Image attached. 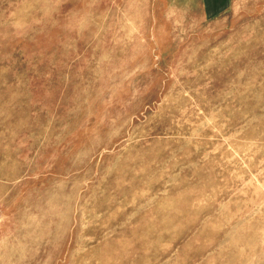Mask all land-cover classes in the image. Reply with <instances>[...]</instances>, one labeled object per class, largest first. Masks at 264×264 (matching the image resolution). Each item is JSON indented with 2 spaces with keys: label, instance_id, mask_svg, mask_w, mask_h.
Returning <instances> with one entry per match:
<instances>
[{
  "label": "rangeland",
  "instance_id": "rangeland-1",
  "mask_svg": "<svg viewBox=\"0 0 264 264\" xmlns=\"http://www.w3.org/2000/svg\"><path fill=\"white\" fill-rule=\"evenodd\" d=\"M0 264H264V0H0Z\"/></svg>",
  "mask_w": 264,
  "mask_h": 264
}]
</instances>
